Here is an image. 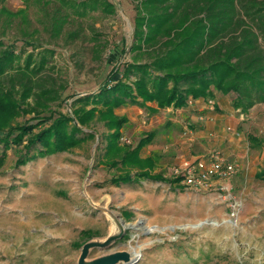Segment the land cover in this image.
<instances>
[{"label":"rangeland","instance_id":"374dc122","mask_svg":"<svg viewBox=\"0 0 264 264\" xmlns=\"http://www.w3.org/2000/svg\"><path fill=\"white\" fill-rule=\"evenodd\" d=\"M110 1L117 7L114 14L96 10L89 17L105 45L99 53L81 41L61 40L50 45L54 49L22 45L15 28L0 35L5 44L16 40L23 49L0 62V264H78L87 241L114 231L111 216L126 227L124 235L107 249H92L89 259L125 250L139 254L137 264H264V180L256 176L264 170V103L243 113L232 106L235 94L217 92L213 99L190 100L185 108L130 103L111 109L119 127L111 126L106 122L111 110L76 102L98 92L113 68L118 72L132 59L130 51H122L134 39V6L131 0ZM6 6L16 11L23 1L7 0ZM42 65L32 80H44L42 88H48L33 87L29 95L28 76ZM112 80L136 81L121 74ZM34 93L41 95V105H35ZM45 108L70 115L69 125L94 136L22 164L30 137L18 143L17 129L37 123L36 112ZM110 135L114 142L104 139ZM150 135L140 155L153 157V173L168 181L113 185L119 174L136 172L131 165L112 166L119 149H136ZM205 153H219L237 165L235 176L225 181L228 191L191 188L174 174L186 161L205 157L189 156ZM173 243L192 245L198 262L176 257ZM202 250L208 257L200 256Z\"/></svg>","mask_w":264,"mask_h":264},{"label":"trees","instance_id":"16d2710c","mask_svg":"<svg viewBox=\"0 0 264 264\" xmlns=\"http://www.w3.org/2000/svg\"><path fill=\"white\" fill-rule=\"evenodd\" d=\"M22 1L23 7L13 11L6 6L7 0H0V35H5L7 28H15L22 45L44 48L61 40L68 45L81 41L92 44L91 49L96 53L105 45L89 17L96 10L111 15L117 9L110 0ZM131 1L136 13L134 39L129 49L124 48L122 52L127 54L130 51L132 59L118 72L117 67L113 68L107 77L110 80L103 81L98 92L78 97L77 103L98 104L106 107L108 112L130 103L145 106L148 101L157 102L158 108H185L190 100L215 98L216 92L224 96L235 94L232 106L243 113L264 103V0ZM2 40L0 38V62L7 55H21L23 49H18L16 40L10 44ZM3 46L6 48L2 49ZM44 65L32 70L28 76L29 95L33 87L43 92L48 88H42L46 81L32 80ZM3 72L0 69V73ZM20 74L28 75L25 71ZM115 74L125 78L133 76L135 84L114 81ZM34 96L38 98L35 105H41V95L34 93ZM102 107L99 108L104 111ZM46 109L36 112L34 120H38L37 123L17 129V142L28 135L27 152L30 154L34 150L36 154L22 156V164L35 156L44 157L67 150L94 136L83 128L69 125L74 121L70 115H56L52 109ZM112 112L106 122L118 128ZM86 114L92 116L90 112L86 111ZM102 117L105 116L102 114ZM47 123L49 125L40 133H34L37 126ZM150 136L145 137L147 141H141V146L136 149L128 152L119 149L112 166L131 165L136 167V172L119 174L112 179L113 185H140L145 180L168 181L153 173L156 168L153 157L142 158L140 155L141 148L152 141L153 135ZM104 139L114 142L111 135L104 136ZM249 139L253 146L259 145L256 137L249 136ZM256 176L264 180V170ZM91 238L92 235L87 240ZM173 248L176 257L186 255L191 261L198 262L192 256V245L173 243ZM200 256L208 257V254L202 250Z\"/></svg>","mask_w":264,"mask_h":264},{"label":"built area","instance_id":"2783aa9c","mask_svg":"<svg viewBox=\"0 0 264 264\" xmlns=\"http://www.w3.org/2000/svg\"><path fill=\"white\" fill-rule=\"evenodd\" d=\"M237 165L219 153H212L194 162L186 161L183 169H175L174 174L189 187L195 189L217 188L228 191L225 181L234 177Z\"/></svg>","mask_w":264,"mask_h":264},{"label":"water","instance_id":"95a60500","mask_svg":"<svg viewBox=\"0 0 264 264\" xmlns=\"http://www.w3.org/2000/svg\"><path fill=\"white\" fill-rule=\"evenodd\" d=\"M113 215L110 213V216ZM113 224L116 225L114 231L105 239L89 240L81 248V255L78 264H137L140 256L133 251H115L109 254L99 256L94 259H89L92 249L100 248L107 249L112 246L117 240L121 239L126 231V227L121 224L117 217L111 216Z\"/></svg>","mask_w":264,"mask_h":264},{"label":"crops","instance_id":"0c3cea01","mask_svg":"<svg viewBox=\"0 0 264 264\" xmlns=\"http://www.w3.org/2000/svg\"><path fill=\"white\" fill-rule=\"evenodd\" d=\"M207 153L205 154H200V155H192V156H189L187 159H197V158H200L202 156H205Z\"/></svg>","mask_w":264,"mask_h":264}]
</instances>
